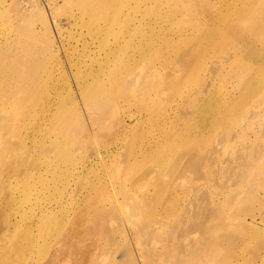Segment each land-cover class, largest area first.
I'll use <instances>...</instances> for the list:
<instances>
[{
  "label": "rangeland",
  "instance_id": "rangeland-1",
  "mask_svg": "<svg viewBox=\"0 0 264 264\" xmlns=\"http://www.w3.org/2000/svg\"><path fill=\"white\" fill-rule=\"evenodd\" d=\"M0 114V264H264V0H0Z\"/></svg>",
  "mask_w": 264,
  "mask_h": 264
},
{
  "label": "bare ground",
  "instance_id": "bare-ground-1",
  "mask_svg": "<svg viewBox=\"0 0 264 264\" xmlns=\"http://www.w3.org/2000/svg\"><path fill=\"white\" fill-rule=\"evenodd\" d=\"M45 3V2H44ZM0 116H1V114H0ZM5 116H1L0 117V119H1V121L3 122V129L5 128V129H7V122H6V119L4 118ZM7 152H3L2 154H6ZM131 214V213H130ZM129 214V215H130ZM7 215L8 214H6V217L5 218H7ZM7 221V220H6ZM8 222V221H7ZM4 224L6 225L7 224V228H9V229H11V231L8 233V235H7V239L8 240H10V238L12 237V233L13 232H16V228H17V226L18 225H21V224H23V223H1L0 222V231L2 230V229H4ZM7 231V230H6ZM5 231V232H6ZM69 231V230H68ZM4 233V232H3ZM67 233V232H66ZM2 235V234H1ZM67 235V234H66ZM68 236V239H67V241H68V243L66 244V246H64V247H60L59 248V250L57 251L58 253H56V256L57 257H63V256H70V255H73V253H72V249L70 248V246H69V242H70V238H69V234L67 235ZM5 237V236H4ZM66 237V236H65ZM3 241V240H2ZM74 259V257L73 258H71V260H73ZM71 260H67V261H65V264H71ZM83 260H84V258H81V259H78V263H82L83 262ZM53 263H54V261H52ZM92 262H93V260H92ZM91 262V263H92Z\"/></svg>",
  "mask_w": 264,
  "mask_h": 264
}]
</instances>
